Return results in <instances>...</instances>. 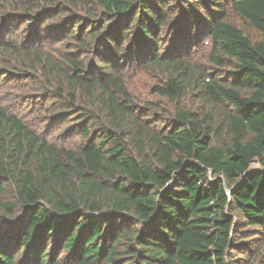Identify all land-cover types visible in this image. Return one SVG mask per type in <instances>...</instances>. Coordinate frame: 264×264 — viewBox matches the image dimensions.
Masks as SVG:
<instances>
[{
  "label": "trees",
  "instance_id": "trees-1",
  "mask_svg": "<svg viewBox=\"0 0 264 264\" xmlns=\"http://www.w3.org/2000/svg\"><path fill=\"white\" fill-rule=\"evenodd\" d=\"M0 66V264H264V0H0Z\"/></svg>",
  "mask_w": 264,
  "mask_h": 264
},
{
  "label": "rangeland",
  "instance_id": "rangeland-1",
  "mask_svg": "<svg viewBox=\"0 0 264 264\" xmlns=\"http://www.w3.org/2000/svg\"><path fill=\"white\" fill-rule=\"evenodd\" d=\"M21 28L23 27H20V29ZM203 45H206L205 42ZM192 52L191 57L194 62H205L206 53L201 51L200 48L193 50ZM155 75L156 74L153 72H147L139 68H129L124 72L127 90L132 96L134 103L137 105L145 106L148 103H152L168 111H172L174 108L173 104L169 103L166 99L153 94L152 92L154 85L159 83V80L155 77ZM25 93H27V90H25L24 85L21 82L10 81L7 77H2V75L0 76V104L9 112L21 114L29 110L28 105L22 107L19 102ZM185 103L191 107L194 104V100L188 97ZM31 109L32 107L30 110ZM29 121H31V119H29ZM66 126L67 125L57 127L53 131L50 130V133L53 134V139L57 136L60 145H65L68 142L65 141L63 137H58L60 136L59 134L63 133ZM39 127L42 131L46 129L44 125H40Z\"/></svg>",
  "mask_w": 264,
  "mask_h": 264
},
{
  "label": "water",
  "instance_id": "water-1",
  "mask_svg": "<svg viewBox=\"0 0 264 264\" xmlns=\"http://www.w3.org/2000/svg\"><path fill=\"white\" fill-rule=\"evenodd\" d=\"M227 193L230 195L231 194V191H228Z\"/></svg>",
  "mask_w": 264,
  "mask_h": 264
}]
</instances>
